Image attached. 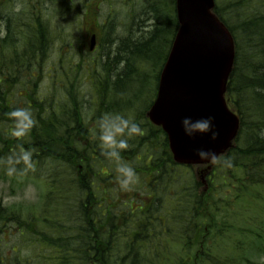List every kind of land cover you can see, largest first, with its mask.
Returning <instances> with one entry per match:
<instances>
[{
  "label": "trees",
  "instance_id": "obj_1",
  "mask_svg": "<svg viewBox=\"0 0 264 264\" xmlns=\"http://www.w3.org/2000/svg\"><path fill=\"white\" fill-rule=\"evenodd\" d=\"M47 1L53 10L42 0H21L24 8L14 13L17 0H0V179L47 187L37 212L0 203V264H260L252 255L264 257V0H217L215 12L236 40L228 94L242 129L225 155L233 166L217 163L207 193L197 168L177 165L166 135L145 117L178 29L175 0H144L132 27L142 33L116 41L107 34L100 58L88 60L81 29L89 23L90 38L100 27L97 0ZM109 14L111 34L120 15ZM55 16L78 20L75 45ZM105 47L111 55H103ZM250 104L253 123L243 116ZM16 107H29L37 120L20 139L10 135L7 115ZM104 113L140 125L121 155L137 157L132 167L155 197L136 214L119 211L114 198L118 174L99 141ZM20 145L32 150L34 168L9 176L3 161ZM13 236L31 243V256L7 254L2 242Z\"/></svg>",
  "mask_w": 264,
  "mask_h": 264
},
{
  "label": "water",
  "instance_id": "obj_2",
  "mask_svg": "<svg viewBox=\"0 0 264 264\" xmlns=\"http://www.w3.org/2000/svg\"><path fill=\"white\" fill-rule=\"evenodd\" d=\"M214 0H176L179 30L162 71L157 99L148 113L150 120L168 135L174 160L182 165L208 164L195 149H212L220 155L232 146L239 120L225 100L235 62V42L226 26L213 13ZM94 43V42H93ZM212 115L220 135L187 137L180 121Z\"/></svg>",
  "mask_w": 264,
  "mask_h": 264
},
{
  "label": "clouds",
  "instance_id": "obj_3",
  "mask_svg": "<svg viewBox=\"0 0 264 264\" xmlns=\"http://www.w3.org/2000/svg\"><path fill=\"white\" fill-rule=\"evenodd\" d=\"M24 8L21 0H17L13 12L20 13ZM3 35V33H0ZM11 120L12 127L10 135L15 138H23L37 124L32 110L29 107H16L7 113ZM215 117L212 115L193 119L191 116H185L181 119L184 134L193 138L197 134H210V139L215 141L220 135L214 123ZM99 141L101 144L103 156L116 163L117 183L121 189H128L138 181L135 169L125 162L121 155V150L129 147V139L140 132V125L135 120L125 117L120 113H104L98 121ZM196 155L200 161L217 164L223 168H231L233 160L230 156L221 157L212 149L197 148ZM33 152L31 149H25L20 145L18 153L10 154L3 162L6 164V174L12 176L21 172H27L34 168L32 161ZM23 168H19V165Z\"/></svg>",
  "mask_w": 264,
  "mask_h": 264
},
{
  "label": "rangeland",
  "instance_id": "obj_4",
  "mask_svg": "<svg viewBox=\"0 0 264 264\" xmlns=\"http://www.w3.org/2000/svg\"><path fill=\"white\" fill-rule=\"evenodd\" d=\"M58 2L59 0H55ZM68 1V0H66ZM76 3L80 4L83 0H74ZM90 1V0H89ZM129 3H126V2ZM102 0H97L96 5L99 6L102 10V13L100 15V20L102 23H107L109 21L110 14L109 13H114V10L119 13L120 19L118 20L115 30L113 33H109L107 28L104 26L102 29H100V32L103 34L104 38L108 35L112 36L113 40L116 41L118 38H123L124 36H128L136 30H138V26L136 29V26L133 27V19L134 15L137 14V18L139 19V12L141 9H143L144 5V0H104L103 3L101 4ZM42 3L46 6H50L53 10V5L54 4L52 1L49 2H44L42 0ZM141 14V13H140ZM58 16H55L53 19L57 24L55 26H59V32L70 34V36L73 37L72 43L75 45L77 42L78 38L76 36V32L78 33V20H74L72 18L68 20H63L59 22L56 18ZM139 21V20H136ZM136 29V30H135ZM138 34H141L138 30L136 32ZM135 36V35H134ZM140 36V35H139ZM81 44V43H80ZM100 48L102 45H99ZM87 48V47H86ZM55 49H57V53L60 50V45L56 46ZM116 49V48H115ZM100 53H102V49L100 51L90 54L89 52H86L85 55L88 60L89 58L93 59H99L100 58ZM106 53H112L108 50V47H105L103 49V55ZM115 53V50H114ZM54 54L53 56H55ZM84 60V58H82ZM90 83L88 82L87 84L84 85L85 88L89 86ZM249 102V100L247 101ZM246 103V102H245ZM243 116L246 117L247 120H251V123L253 121L257 120V111L253 104H250L248 109H246V112L243 113ZM259 127L261 128L260 132L261 135L264 137V125L260 124ZM125 162L129 163L131 166L135 163H137V157L131 161V159H123ZM113 167L116 169V163L112 162ZM108 168L112 169L111 166H107ZM118 190L116 191V194L114 198L119 197L120 200H124L126 198L125 194H127V197H132L134 195V192H137L139 194L138 200L134 201L132 204L134 206H138L136 204H141L139 199H142L143 196H147V194L142 192L141 187L137 186L136 184H133L130 186L128 189H121L120 186H118ZM144 188H146L144 184ZM47 192V187L46 185H42L41 182H38V180H33V179H27L23 178L22 181H14L12 177H5L3 176V179H0V200H3V205L8 206L9 208L16 209L20 213V208L22 214L27 215L30 212H37L39 206L41 205V200L42 197L45 195ZM128 205V204H126ZM21 214V213H20ZM264 231V230H263ZM262 231V232H263ZM244 243V240H243ZM31 245V243L19 236H13L12 238H5L2 242V248L7 251V254L10 255L12 251L15 249L19 254L22 256H31L30 253L31 251H28L27 245ZM19 250V251H18ZM252 258L260 263L264 264V257H261L260 255L257 256L255 254L252 255Z\"/></svg>",
  "mask_w": 264,
  "mask_h": 264
}]
</instances>
